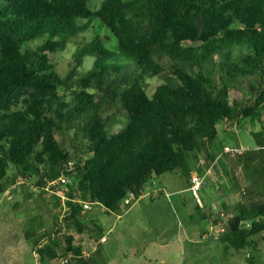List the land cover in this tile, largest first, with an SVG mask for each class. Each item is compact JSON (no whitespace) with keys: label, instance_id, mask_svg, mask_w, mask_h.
Returning a JSON list of instances; mask_svg holds the SVG:
<instances>
[{"label":"trees","instance_id":"16d2710c","mask_svg":"<svg viewBox=\"0 0 264 264\" xmlns=\"http://www.w3.org/2000/svg\"><path fill=\"white\" fill-rule=\"evenodd\" d=\"M95 20L111 35L94 29L59 69L51 54ZM244 118L261 126L254 148L222 147L239 201L221 241L252 254L264 235V0H0V194L34 180L54 200L52 227L25 231L45 264H102L75 244L73 230L96 232L85 207L123 213L177 170L190 185L217 159V124ZM63 172L62 202L46 186Z\"/></svg>","mask_w":264,"mask_h":264},{"label":"rangeland","instance_id":"374dc122","mask_svg":"<svg viewBox=\"0 0 264 264\" xmlns=\"http://www.w3.org/2000/svg\"><path fill=\"white\" fill-rule=\"evenodd\" d=\"M102 1L89 0V6L92 10H96ZM94 29H98L101 34L111 35L108 30L102 27L99 20H95L94 27L82 33L78 40H72L65 51L51 54L59 69L63 71L67 69L68 61L77 47L76 43L83 41L84 37L89 40ZM111 42L116 44L114 38L110 42L108 40V43ZM155 85L156 82L153 81L152 88ZM241 124L244 125L232 127L225 122L217 124L218 135L212 149L222 153V147L225 145L231 149L237 148L238 145H243L244 148L254 146L253 132L260 129L261 123L256 119L252 121L250 118H244ZM188 161L190 166L195 168L196 161L192 156L189 157ZM231 165L232 159H229L228 166ZM238 171L240 170L236 168L235 173ZM213 172L214 175L217 173L216 170H213ZM239 173L241 174V171ZM223 174L221 186L226 187L231 183V177L228 174ZM213 179L212 176L206 177L199 192H177L185 187V178L178 170L168 172L156 176L147 185L142 199L132 203L123 213L105 212L106 209L100 204L85 212L86 219L94 221L102 219L105 224L114 226V231L108 233L105 237V240L107 238L109 240L103 244V249L108 248L111 256L107 264H175L173 262L174 258L179 259L182 257L180 250L171 252L165 248H155L152 255L144 256L137 253V247H140L137 243H144V240L150 235L159 237L161 240H167V238L173 240L179 236L183 237L187 250V253L183 255L185 259L183 264H191L190 260H194L193 264H215L216 260L221 257L218 255L213 256L214 253L210 255V253L216 248L214 246L219 245L220 242L210 230L209 217L206 216L209 211L203 200L205 198L207 202H219L217 201V186L213 183ZM240 179L242 180L241 175ZM33 185L34 180L25 186L10 185L4 193L0 194V264H45L26 240L25 231L26 229L35 228V230H39L40 228L49 229L52 227L53 223L49 217V212L50 209L54 210V200L49 196H46V202L40 200L38 190ZM67 190L68 185L52 193L61 197L63 202ZM27 191H31L33 199L25 198ZM33 216L36 219H32ZM135 220L139 225L137 227L134 224ZM99 224L101 225L100 222ZM148 224H151V226H148ZM108 228L109 226H105V233ZM72 232L79 240H88V236L81 238L75 230ZM207 232L211 233V238L202 240L200 234ZM138 236L142 237L140 242L136 239ZM258 237V247L264 249V235ZM190 238L194 240V243L189 242ZM134 239L136 240L134 241ZM250 250V247L240 250L236 264H249ZM191 252L196 256L191 257ZM255 257L257 263L264 264V255L257 253ZM96 258L101 259L102 257L97 255ZM162 258L166 260V263L161 261ZM207 259H209L208 263H206ZM66 263L67 261L64 264Z\"/></svg>","mask_w":264,"mask_h":264},{"label":"crops","instance_id":"0c3cea01","mask_svg":"<svg viewBox=\"0 0 264 264\" xmlns=\"http://www.w3.org/2000/svg\"><path fill=\"white\" fill-rule=\"evenodd\" d=\"M254 146H251L249 148H244L243 145H238L237 148H235V149H240V151L242 152L245 149L254 148ZM225 147H229V146L225 145ZM229 159L231 160V156H225V155H222V153H219L217 156V159L215 160V162L211 166L207 165L206 163H203V162L200 166L203 173L206 174V177L212 176V178H214L213 183L215 184V186H217L216 187V192L218 194V200L217 201H219V202H217V203H215L214 201L207 202V200L205 198H203V200L206 203L205 205L207 206L208 211H209L206 216L209 217L208 220H209L210 230L212 231V233H214L215 238H217L220 242L219 245L214 246L216 248H214V251H212V253H210V255L211 254L213 255V253H214L213 256L218 255L219 257H221V258H219V260H216L215 264H220L221 262L223 264H236L237 256L239 254L238 252L240 251V250H235L233 248L227 247L226 244L221 241V235L224 231L225 221L227 220L228 215H230L233 212L232 210L234 208V205L239 201V195L235 193V190L232 188L231 183L226 187L221 186L222 180H223L222 174L223 173L228 174V172H231L230 171L231 166H228ZM225 165H226V167H224ZM196 166H197V164H196ZM216 167H217V169H215ZM213 170L217 171V173L215 175H214ZM239 172L240 171L236 172L238 179H240V175H241ZM241 178H242V176H241ZM185 182H186L185 187L183 189L178 190L177 192L191 191V190H189L190 185L188 184V182L186 180H185ZM241 185L242 186L245 185V184H243V181H241ZM201 189H202V187L199 189V191ZM155 196H157V195H155ZM142 197L139 198L138 200L142 199ZM95 205H97V204H93L92 206H86L85 212H88V210H90ZM223 205H226V207L229 209V210H227V212H226V210H224L225 208ZM107 211L108 210L106 209L105 212H107ZM117 220H122V219H117ZM86 221L88 223H90V221H93L96 224V226H95L96 232L89 233L88 231H85V232L79 234L81 238H83V236L84 237L88 236V240L84 239V241H81L82 239L79 240L78 237L75 235V244L82 245V247H83L82 254L84 256H91L92 259L93 258L98 259V258H96L97 255H101L102 258L98 259V260L102 261V264H107V262L111 259V256L108 252V248L103 249V246H104L103 244H105L109 240L108 238L105 240V237L108 233L110 234L114 231V226L113 225L111 226L110 224H107V223L105 224L102 219H98L97 220L98 223H97V221H94L91 219H86ZM99 222L101 223V225L99 224ZM134 224L136 225V227L139 226L138 222L136 220H135ZM105 226H107V227L109 226L106 233L104 232ZM148 226H151V224H148ZM41 230H42V228H40L37 231H41ZM135 235H139V234H135ZM200 236H201L202 240L203 239H209V238H211V233L210 232L202 233V234H200ZM136 239L138 240V242H140L142 237L138 236V237H136ZM136 239H134V241ZM189 242L194 243V240L190 238ZM137 245H140L139 248L137 247V253H140L141 255H144V256L145 255H152V251L155 248L156 249L157 248H161V249L165 248L166 250L168 249L171 252H174V250H180L182 252V257L179 259L174 258L173 262L175 264H183L185 261V259L183 258V255H185L187 253V250L185 247V241L183 240V237H181V236L176 237L173 240H170L169 238H167V240H161L159 237H155V236L150 235L149 237H147L144 240V243H142V244L137 243ZM175 247H176V249H175ZM171 248H172V250H171ZM259 249H260L259 251L250 254V255H252V257L248 256L249 264H259V263H257V258L255 256L257 255V253L264 255V249H261V248H259ZM221 250H223L222 253H221ZM254 254H255V256H254ZM190 256L193 257L196 255L193 252H191ZM220 259H222V260H220ZM161 261L166 263V260L164 258H162ZM208 261H209V259H207L206 263H208ZM193 262H194V260H190L191 264H193Z\"/></svg>","mask_w":264,"mask_h":264},{"label":"built area","instance_id":"2783aa9c","mask_svg":"<svg viewBox=\"0 0 264 264\" xmlns=\"http://www.w3.org/2000/svg\"><path fill=\"white\" fill-rule=\"evenodd\" d=\"M225 152H241L240 149H230L229 147H225ZM73 161H68L65 164V169L67 172L71 171L73 168ZM206 178V174H195L191 177V181H190V186H189V190H191L192 192H198L199 189L202 187L204 181ZM69 182V176L66 172H63L58 178L48 182L46 189L53 192L54 191H58L59 189H61L62 187L66 186ZM126 203L130 202V199H126L125 200ZM62 234H57V235H53L52 238L55 237H59ZM46 241H44L42 244H40L38 247H42L43 244ZM38 249V248H37ZM37 249H35L34 251L37 253V255L39 256V253L37 252ZM69 256L67 257H61L60 258V264H64L66 261H68Z\"/></svg>","mask_w":264,"mask_h":264}]
</instances>
